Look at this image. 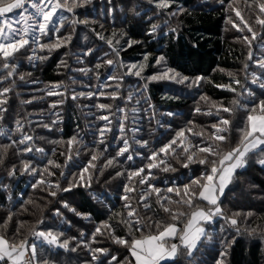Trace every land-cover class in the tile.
<instances>
[{"label":"trees","instance_id":"16d2710c","mask_svg":"<svg viewBox=\"0 0 264 264\" xmlns=\"http://www.w3.org/2000/svg\"><path fill=\"white\" fill-rule=\"evenodd\" d=\"M229 1L154 0L150 7H158L160 16L150 15V9L144 8L145 2L122 11L116 8V3H107L105 17L96 16L98 6L87 14L103 24L101 29L97 25L85 27L81 22L85 31L80 27L74 32L65 22L63 30L50 31L38 42L15 53L10 60L16 66L14 70L5 69L0 58V93H3L0 100L6 101L0 104V132L4 133L0 135V235L16 244L21 241L34 244L33 264H108L113 256L119 264H135L129 247L117 243V238L131 241L155 234L157 223H176L178 229L183 228L192 209L175 203L182 196L167 189H178L182 194L184 186L189 185L198 192L192 181L209 171L212 160L216 159L199 152V148L211 145L221 153L231 151L240 144L242 130L248 127V115H259L258 105L264 101V88L260 87L264 83V69L254 66L259 57H264V49L257 48L259 57L253 55L250 60L249 52L254 53L256 48L251 49L244 41L245 37L250 39L247 27L236 22L240 30L226 32ZM161 3L168 6L160 7ZM248 18L253 21L246 25L260 32L256 41L264 46V27L255 21V16ZM83 31L92 43L97 34L119 61L143 69L142 79L129 76L142 89L141 104L138 100L127 101L131 81L122 88L118 83L113 84L110 77L116 73L106 66L91 72L84 70L90 65L84 66L85 72L80 77L88 85V92L79 94L72 88H58L57 85H65L72 79L79 81L72 74L78 64L77 59L71 58L73 53L90 55L91 65L99 59L108 65L107 52L102 51L103 47L95 48L98 43L84 49L85 44L80 40ZM61 38L63 46L40 48L41 44H56ZM85 57L81 59L87 61ZM160 64L178 73V77L188 79L176 89L148 83L147 79ZM4 89L10 91L5 93ZM51 91L58 94L49 95ZM105 95L110 99L107 101V105L111 104L110 112L99 110V102ZM128 106L140 111L133 115L140 117V121L127 128V120L125 132H121L117 129L121 123L117 121L123 118L117 108ZM102 116L108 120L100 119ZM222 119L230 124L221 125ZM213 125L227 129L220 133L226 137L224 141L213 138L216 132ZM101 129H105L103 137ZM180 132L184 133L183 137L178 135ZM122 135L128 136L129 151L118 156L124 147ZM24 136L32 139L18 143ZM174 139L177 140L175 152L170 151L167 156L160 153ZM144 141L146 146L142 145ZM181 142L189 149L188 153L183 152ZM26 147L32 151H24ZM153 153L159 154L156 161L149 159ZM188 154H194L192 162L187 161ZM129 155L132 160L127 159ZM263 156L264 151L255 150L247 156L246 166L233 174L218 202L222 215L203 223L206 235L191 256L180 247L172 261L161 264H220L221 261L264 264V166L259 165ZM161 159L170 165V170L163 171L165 165L152 168L148 183L140 184L139 179L148 175L147 166L159 164ZM200 159H207L208 163L201 164ZM185 163L187 167L183 166ZM25 164L36 171H26ZM139 169H144L141 177L129 179ZM70 184L75 186L63 191ZM148 184L160 189L159 198ZM126 186L134 190L126 191ZM142 196L146 199L142 200ZM196 203L205 210L213 207L201 200ZM126 204L135 210V217L128 216ZM165 207L187 215L173 221ZM231 219H236L237 224L232 225ZM136 220L139 224H135ZM130 223L135 227H129ZM141 225L142 230L137 231ZM37 232L58 235V241L67 240L68 246L54 247L38 241L34 234ZM169 243L179 245L180 241L176 238ZM98 248L107 250V255L95 253ZM224 252L226 256L222 257ZM94 254L99 256V261L93 260ZM0 264H6V260Z\"/></svg>","mask_w":264,"mask_h":264},{"label":"snow or ice","instance_id":"6c2138e0","mask_svg":"<svg viewBox=\"0 0 264 264\" xmlns=\"http://www.w3.org/2000/svg\"><path fill=\"white\" fill-rule=\"evenodd\" d=\"M89 0H83V3H87ZM26 3H31V7L35 10V14H29L27 16H23L22 13V20L23 25L19 28H16L13 26V24L6 19V14L14 12V10H23L25 8ZM83 3H77V0H72L71 5H69L68 0H0V58L3 59L4 64L3 67L5 69H15V65L10 63L11 58L14 56L15 53L19 52L21 49H24L26 46H28L30 43L38 42L39 38L41 36L48 35L50 31H59V27H56V21L54 17L56 16L58 10H67L69 12L73 11L76 7L83 6ZM160 7H167L168 5L166 3H161L159 5ZM251 7V5H249ZM259 12L261 14H264V2H261L258 4ZM236 15L239 17L240 12L239 10H236ZM243 18L241 17V20ZM64 18H60V26H63ZM82 23H87V21H80ZM19 23V22H18ZM257 23L264 27V18H258ZM235 26V25H234ZM247 27V31L251 33V39L248 37H245V40H247L248 44L251 45L252 41L257 39V34L253 29L245 25ZM155 30V26L154 29ZM33 33H39V36L32 35ZM32 37L31 40L29 37ZM103 38V37H101ZM70 39V37H69ZM111 43V42H109ZM47 47H60V44H53V45H46L41 44L40 48H47ZM253 58V53L249 52V59L251 60ZM163 59V58H161ZM159 63V61H158ZM257 66L261 69H264V58L258 59L256 61ZM107 64L111 65L113 64L112 60H108ZM136 68V65H132L131 68H129V73H131V69ZM9 76L12 75V71H9ZM135 75L139 76L140 72L136 71ZM167 72H165L162 76H153L150 79H163L167 77ZM179 74H174L171 79H176ZM23 79V77H20ZM110 79H117V77H110ZM188 78L182 77L178 82H184ZM256 80H253V83H255ZM235 83L239 84V81H235ZM220 87V86H218ZM260 87L264 88V83L260 84ZM229 90L234 91V89H231L229 87ZM10 89H4V92H8ZM58 94L54 91L49 92V95H55ZM251 94V93H249ZM0 95H3V93H0ZM91 95V94H89ZM76 97H73L75 99ZM115 98V94H113V97ZM6 101H0V104L5 103ZM234 104L237 103V101H233ZM101 109H105L106 105H100ZM259 108V115H248L247 121H248V127L247 129L242 130V137L240 144L234 147L231 151H228L226 153H221L217 149L213 148V146L209 145L207 147H201L199 148V152L206 153L208 156L216 157V159H213L211 164V168L206 173L202 174V177L197 180H193L192 184L196 186V188L199 189L198 192L194 191L189 185L184 186L183 193L178 189L168 188V192L176 191V194L178 196H182V199L179 201H175V203L180 204L183 203L184 206H186L189 209H192L190 216H188L186 223H184V226L182 229H178L176 223H168L166 225H161L157 223L156 228L157 231L155 234H149L147 236H142V238H133L131 241H127L124 239L117 238L116 242L123 244L125 246L129 247V251L131 253V256L134 257L135 264H161L162 261H165L167 259H174L178 253V249L180 247H183L187 250V253L189 256H191L192 251L197 247L198 242L201 240L203 236L206 235L205 229L202 226L203 223L210 222L215 215H222V209L219 207V196L224 193L225 187L230 182L233 173L237 168H242L246 166L247 163V156L254 152L257 148H260L261 151H264V148H261L262 145H264V101H261L258 105ZM199 111V109H197ZM223 111L229 112L230 109L223 108ZM253 112L256 111V108L252 109ZM211 114V113H209ZM169 115H172V113H169ZM100 119L108 120V117L102 116ZM110 123V121H109ZM220 124L223 126H227L230 124V121L227 119H222L220 121ZM214 128H216V132L213 133V138L216 141H224L226 139L225 136L220 135L222 131H226L227 129L224 127H218L217 125H213ZM105 129L109 130L107 128V125H105ZM105 129L100 130V135L103 137ZM122 132L124 131L123 123H121V129ZM3 132H0V135H3ZM180 137L184 136L183 132H180L178 134ZM32 138L30 136H24L23 139H21L18 143L25 144L27 141L31 140ZM15 143V142H14ZM101 143H103V140H101ZM177 144V140L171 141L169 144L165 145L163 148L160 149V153H163L164 155H168L169 152H175L174 145ZM143 146L147 145V141L142 142ZM181 147L184 153H188L189 149L186 147H183V143L181 142ZM37 151L42 152L43 149H36ZM24 151L31 152L32 148L26 147ZM129 151V145L128 141L124 140V147H122L117 155H123L126 152ZM158 153H153L149 159L151 161H156L158 157ZM96 157L93 156V159ZM69 160H71V156L68 157ZM128 160H132L133 157L131 155L127 156ZM187 161L192 162L194 159V154H188L186 156ZM109 164L112 163V161H108ZM199 163L206 164L208 163L207 159H200ZM261 163H264L262 161ZM160 165H165L162 170L163 171H169L170 165H167L166 161L161 159L159 161V164L157 163H150L147 167L149 169L148 175L141 177V173L144 171V169H139L133 173L130 174L129 179L132 178V176L141 177L139 179L140 184H146L148 183V178L151 177V169L155 167H159ZM184 167H187L188 164L185 163L183 165ZM25 170L26 171H32L35 172V168H30L28 164H25ZM86 171V169H85ZM120 175V173H118ZM83 175L81 174L80 180H83ZM75 186V184H70L69 188L63 189V191L68 192L71 190V187ZM149 188H152V190L157 194L159 198L160 189L155 188L153 185L148 184ZM126 191H133L134 189L128 188L126 186ZM55 195V193H52ZM186 197V198H184ZM125 200L128 199V197H124ZM142 200L146 199V197H141ZM168 200L169 203H172L170 198H165ZM197 200L206 201L207 204L213 206L212 208H208L207 210L200 208L198 204L196 203ZM65 207H68V205H65ZM125 207L129 208L128 216L129 217H135L136 213L135 210L131 208V205L126 204ZM145 207H148L147 204H145ZM74 211V209H73ZM165 212H169L171 214V218L173 221H178L181 217L186 216L187 214L184 212H173L170 208L165 207ZM231 224L236 225L237 220L231 219ZM135 224H139V220L135 221ZM135 224L130 223L129 227H135ZM137 231L142 230L141 227L136 228ZM100 229H97V232H99ZM255 231V230H252ZM37 237H42L44 241H46L48 244H58L59 247L67 248L68 241L65 240L64 242L60 243L58 241V236L54 235L51 232H37L34 233ZM178 238L180 241V244L177 245L176 243H169L170 240ZM75 251V249H72ZM26 252H30V256L27 260H21L22 257H24ZM95 253H100L102 255H107V250L105 249H95ZM16 254L15 256L13 254ZM221 256H226V252L221 253ZM36 258V246L34 244L29 245L27 241H21L19 244H16L15 242L9 241L4 235H0V261H5L7 259L8 261H11V264H32V261ZM94 261H99V256L93 255ZM112 261H117L116 257H112L111 261L108 262V264H111ZM102 264V262H101ZM117 264L119 262L117 261ZM131 264V262H130ZM220 264H223V261L220 262Z\"/></svg>","mask_w":264,"mask_h":264},{"label":"rangeland","instance_id":"374dc122","mask_svg":"<svg viewBox=\"0 0 264 264\" xmlns=\"http://www.w3.org/2000/svg\"><path fill=\"white\" fill-rule=\"evenodd\" d=\"M37 2H39V0H37ZM68 2H69V5H71L72 0H68ZM141 2H145L146 3L144 5V8L150 9V11H149L150 15H152L154 13H157L160 16V13H159L160 9H158V7H154V8L150 7V5L154 3V0H89V2H87V3H83V0H77V3H83V6L76 7L71 12H69L67 10H58V12H57L56 16L54 17V19L56 21V27L59 26V31L63 30V28H64V27L60 26V18L61 17L64 18L63 23L68 22L69 28L71 27L74 32H77L80 27L82 29H84V31H85L86 28H84L83 26L87 27L88 25H90V26L91 25H93V26L97 25L98 28L101 29V27L103 26L102 23H100L99 21H96V20H92V19L88 18V16H87V14L90 13L91 10H93V9H91L92 7L95 8V7L98 6V8H99L98 10H99V14L100 15L96 14V16L98 18H103V17H105V16H103V12H104V8L107 6V3L108 4L109 3H116V6H117L116 8L118 10L122 11V10L129 9V8L132 9V6L137 5V4H142ZM261 2H264V0H230L229 3L226 4V8H228L227 9L228 10L227 23L229 24V25L226 24L227 25L226 32L229 34V33H232V31H234V30H236V31L240 30L239 25H237V24L235 25L236 22L238 24L244 26V25H246V23L249 22V20L253 21L252 19L248 18L250 15L255 16V21L256 22H257L258 18L264 17V14H261L259 12V8H258V4L261 3ZM249 5H251V7H249ZM101 6H103V7H101ZM236 10H239V12H240V16L239 17L236 15ZM22 13H23V16H27L29 14H35V10L31 7V3H26L25 4V8L23 10H14V12L6 14V19H8L13 24L14 27L19 28V27H21L23 25ZM241 17L243 18L242 20H241ZM79 18H82L81 19L82 21H87V23H83L84 24L83 25L80 22ZM79 23L81 25H83V26H81ZM84 31L80 35L81 42H83V44H85V45H83L84 49H87V48L91 47L92 44L98 43L97 45H95L96 46L95 48L98 49V48H102L103 47L102 51H106L107 52V54L105 56H107L109 60H112L113 64L106 65V61L104 59H99L97 61V64L91 65L92 61L90 59V55L89 56L88 55H84V53H73V55H71V58H73L74 60L77 59L78 60V64L75 67L76 68L75 72H73L72 74H73V77L77 78L79 81H75V80L72 79V80H70L69 83H66L65 85H63V84L62 85H57L58 88L60 86H64L66 88H72V89L75 90V92H78L79 94H83L84 91L88 92L87 91L88 85H86L85 81L83 79H81V77H80L85 72V71H83L84 66L86 64L88 66L90 65L89 67H87L88 69L87 68L84 69V70H89L87 72H91V70L99 69L101 67L106 66L107 70L114 71L116 73L114 75V77H117V79H113L114 80L113 84L118 83L121 86V88H122L123 86L127 85V83H129L131 81L130 85H128V92H127V96H126L127 101L131 103V102H134V100H138V102H140V104H141L142 102H141L140 98L143 96V93H141L142 89L139 90V86L136 84V81L135 80L132 81L129 78V76L136 77L137 75H135V72L139 71L140 75L137 76V77L142 79L143 78V72H142L143 69H141L140 66H136V68H132L131 69V73H129V68H131L132 65H129V63H125V62L119 61L117 59L116 55H113V53H112L111 49L109 48V46L103 45L102 42L99 41V39H98L99 37H97V34H96V37H94L95 42L92 43V39L90 37L85 36V32ZM55 32H58V31H55ZM259 33L260 32H256L257 38L260 36ZM249 34H250V39H251V35L252 34L251 33H249ZM32 35L39 36V33H33ZM31 38L32 37L30 36L29 39L31 40ZM256 40L257 39L252 41V44L250 45V48L251 49L252 48H256V50L254 51L253 55H254V57H259L260 53L257 52V48H258V50H262V49H264V46L260 45ZM244 41L247 42V40H245V39H244ZM57 43H59L60 46H63L64 45L63 38L59 39V41ZM254 45H255V47H254ZM72 51H74V50H72ZM83 56L84 57L86 56L85 58L87 59V61L84 60L83 58L81 59V57H83ZM262 58H264V57H262ZM258 59H261V57H259ZM102 64H105V65H102ZM254 66H256L255 68H257V69H261L260 67L257 66V63ZM257 69H255V70H257ZM165 72H167L168 75H167V77H165L163 79H159V78L158 79H150L153 76H157V77L162 76ZM87 74L85 76H87ZM255 74H258V73H255ZM173 75H174V73L168 71L167 69H165L162 66V64H160L159 66H157V68L152 73V75L147 79V82L148 83H160V84H164V85L168 86L170 89H176V86H179L183 82L182 83L178 82L181 79L178 76H177L176 79H171L170 77H172ZM123 83H125V84L123 85ZM196 83L197 82H195V84ZM52 90H56V88H54ZM109 100L110 99H108V96L105 95V99H102L101 102H99V106L100 105L108 106L105 109H101L99 107L100 111H103V112L104 111H108V112H110V110H112L111 104L107 105V103H108L107 101H109ZM146 111H147V108H146ZM117 112L120 114L119 116H122V118H123L122 120L117 121V124L118 123H123V128L124 127L126 128V126L124 124L126 123L127 120H129V122L127 123V128H129L128 127L129 124H132L134 121H136V122L140 121V117H136V118L133 117L134 114H139V112H140V111H138V109H136V108L134 109V107L132 109L129 106L127 108H122V109L118 107L117 108ZM117 129H121V127H117ZM123 132H125V131H123ZM122 137H123L124 140L128 139L127 135H122ZM186 139H187V136H186ZM263 146L264 145H262L261 147H263ZM257 149H259V148H257ZM93 152H95V151H93ZM262 158L263 159H261V161L259 163L260 166H264V163H261L262 161H264V156ZM238 169H240V168H237L235 170V172ZM222 195L219 196V200L222 197ZM215 216L213 217V219L215 218ZM213 219L210 222H212ZM202 226L204 227V224H202ZM59 237H61V236L59 235ZM38 241H42L45 244H48L46 241H44V239L42 237H38ZM49 245H53L54 247H57V244H49ZM29 256H30L29 253L26 252V255H25V257L23 259H28ZM133 259H134V257H133ZM134 262H135V260H134Z\"/></svg>","mask_w":264,"mask_h":264},{"label":"crops","instance_id":"0c3cea01","mask_svg":"<svg viewBox=\"0 0 264 264\" xmlns=\"http://www.w3.org/2000/svg\"><path fill=\"white\" fill-rule=\"evenodd\" d=\"M227 185H228V184H227ZM226 187H227V186H226ZM226 187H225V188H226ZM13 255L15 256L16 254H13ZM25 255H26V253H25ZM25 255H24V257H25ZM24 257H22L21 260H22ZM5 260L8 261L7 259H5ZM171 260H172V259H167V260H165V261H171ZM1 262H3V261H0V263H1ZM10 262H11V261H10ZM162 262H164V261H162Z\"/></svg>","mask_w":264,"mask_h":264},{"label":"built area","instance_id":"2783aa9c","mask_svg":"<svg viewBox=\"0 0 264 264\" xmlns=\"http://www.w3.org/2000/svg\"><path fill=\"white\" fill-rule=\"evenodd\" d=\"M23 260H27V259H23ZM23 260H22V261H23ZM6 264H11V262H9V261H6ZM32 264H33V263H32Z\"/></svg>","mask_w":264,"mask_h":264}]
</instances>
